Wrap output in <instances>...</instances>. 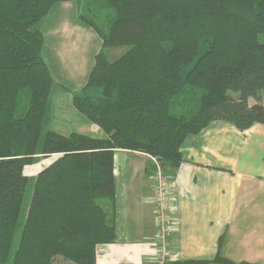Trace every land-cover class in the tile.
I'll list each match as a JSON object with an SVG mask.
<instances>
[{"label": "trees", "instance_id": "16d2710c", "mask_svg": "<svg viewBox=\"0 0 264 264\" xmlns=\"http://www.w3.org/2000/svg\"><path fill=\"white\" fill-rule=\"evenodd\" d=\"M64 1L0 0V264L13 242L11 264H95L115 240V149L157 157L168 175L184 139L211 121L264 123V0H102L113 12L107 33L83 15L94 0H83L79 19L101 49L71 102L104 134L45 129L53 77L41 22ZM53 154L19 223L25 168Z\"/></svg>", "mask_w": 264, "mask_h": 264}, {"label": "crops", "instance_id": "0c3cea01", "mask_svg": "<svg viewBox=\"0 0 264 264\" xmlns=\"http://www.w3.org/2000/svg\"><path fill=\"white\" fill-rule=\"evenodd\" d=\"M59 4L68 11L50 22L49 14ZM79 5L71 0L55 4L41 28L52 88L55 84L69 95L85 83L101 49L99 35L79 19ZM76 10L81 23L72 18ZM58 96L55 105L65 95ZM47 113L46 127L58 132L104 134L85 117L70 116L63 102ZM180 153L182 161L168 174L164 202L171 217L167 264H224L219 258L264 264V123L240 130L226 120H213L188 135ZM56 156H42L38 164L43 167ZM152 170L149 154L114 150L115 199L108 207L115 214V240L97 248L95 264H156ZM34 172L30 169L27 175Z\"/></svg>", "mask_w": 264, "mask_h": 264}, {"label": "rangeland", "instance_id": "374dc122", "mask_svg": "<svg viewBox=\"0 0 264 264\" xmlns=\"http://www.w3.org/2000/svg\"><path fill=\"white\" fill-rule=\"evenodd\" d=\"M87 1L89 2L90 0H87ZM82 2H84V1L83 0H71V3H74L76 6H78L79 3H80V5H82ZM80 5H79V10H80ZM79 10H78V13H79ZM67 11H68L67 9H64L63 6L59 4L55 8V11H53V12H51L49 14L51 16L50 17V22H51V18H53L54 20H57L60 16L65 14ZM70 14H71V11H70ZM83 15L86 16L88 19H92L93 23L98 27V29L100 31H102L104 33H107L110 21H111V19L113 17V12H112V10L110 8H108L102 2V0H94V2H90L89 4L88 3L86 4V7H85V9L83 11ZM73 17H76L75 20H76V23H78L77 21H79V19H78V16H77V10H76V13H74V15L72 16V18ZM45 19L43 20V22H41V28L43 26V23H44ZM96 39H98V38H96ZM128 48H129V46L110 48L107 51V57H108L109 60H113L114 58H116L117 56H119L120 54L125 52ZM65 86H67L69 88V90H72L71 87H69L68 85H65ZM78 90H76V91H78ZM52 91H53L52 95L50 94V100H49V105H48L49 107L47 108V112H48L47 114L48 115L50 113V108H53V106L56 108V106H58L61 102H63V106L67 108V111L69 112L70 116L71 115H74V116L79 115V117H84L75 108H73L72 103L70 101V96L71 95H69L67 93L64 94V91H59L57 85H55V84H54V87L52 88ZM59 92L62 95H65V96L62 98V100L59 102V104L55 105V101H57L58 98H61V97L58 96ZM68 96H69V98H68ZM46 123L47 122L45 120L44 128L45 129H50V127H46V125H45ZM51 130H53V129H51ZM54 131H56V130H54ZM73 131L74 130L67 131V132H62V133H67L68 134V132H73ZM100 131H102V130H100ZM59 133H61V132L59 131ZM42 137H43V135L41 136V139L39 141V146L41 145ZM42 159H44V158L35 157V161L31 164L32 166L29 165L28 168L27 167L25 168V173L27 174V172H29L30 169H32V171H35V172L39 171V169H41V167H42V166L40 167L39 164H41V163L39 161H41ZM38 162H39V164H38ZM36 168H38L37 171H36ZM28 177L29 178H28V183H27V187H26L27 190L25 191V194L23 196V204H22L23 210H22V212H21V214L19 216V223H22V221H23V218H24V215H25L24 211H26V208L28 206L29 196H30L31 188H32V185H33V182H34L35 175L32 173L31 175H28ZM16 238H15V241H16ZM14 247L15 246H14V242H13V245H12V248H11V252L9 254L7 263H5V264H11V259H12V254H13Z\"/></svg>", "mask_w": 264, "mask_h": 264}, {"label": "built area", "instance_id": "2783aa9c", "mask_svg": "<svg viewBox=\"0 0 264 264\" xmlns=\"http://www.w3.org/2000/svg\"><path fill=\"white\" fill-rule=\"evenodd\" d=\"M153 163V201L156 222L155 245L157 249L156 264H167L168 261V234L171 217L165 207L168 196V175L164 173L158 159L150 155Z\"/></svg>", "mask_w": 264, "mask_h": 264}]
</instances>
